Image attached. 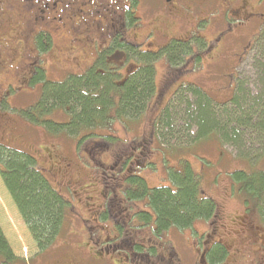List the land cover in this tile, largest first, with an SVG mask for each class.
Segmentation results:
<instances>
[{
    "label": "rangeland",
    "instance_id": "374dc122",
    "mask_svg": "<svg viewBox=\"0 0 264 264\" xmlns=\"http://www.w3.org/2000/svg\"><path fill=\"white\" fill-rule=\"evenodd\" d=\"M6 1L9 6L7 11L2 12L3 5H0V47L9 45L10 53L8 55L15 61L20 60L19 66L16 68L18 77H21L25 72L24 64L21 62L24 58L19 56L20 46L24 48L31 46L39 55L38 44L43 37H50V45L44 51L48 54L46 53L42 57L38 56L41 59L38 63L43 64L46 71L44 72L55 80L66 78L67 74L65 72L68 71L83 72L89 66L90 60H93L94 56L91 55L94 54V51L96 53V50L107 45L106 41L108 39L105 35L99 39L98 44L94 42L92 45H88V38L86 37L84 43L79 42L78 38L83 41L82 35L88 33L82 32L79 34V31L88 28L86 23L82 22L80 14L76 18L74 17V21L82 24L74 25V27L71 24L72 19L68 20L66 18L71 14L76 15L77 9L63 11L62 22L57 26L46 24L50 23L52 16L47 13L42 14L35 0H19L17 6L12 3L13 0ZM143 1L147 0H141V2ZM199 1L182 0L179 8L170 5L171 10L168 12L172 13L168 18L175 25L173 30L176 32L175 35L188 37L191 34L190 31L192 32L191 44L201 57L195 64V68L192 69L194 64L189 59V62L182 67L183 70L178 71L170 67L164 59L157 57V55L154 56L152 62L155 64V82L162 93L161 97H156L150 102L141 120L139 119L136 122L138 124L134 128L131 127L133 123L128 126L125 125V122H135L136 118L128 119L125 122L115 118L111 127L113 131L110 130V132H113L112 136L120 138V140L114 142L115 145H120L130 149V151L135 150L138 146L136 143L140 140L138 137L143 139L146 136L148 140L144 144L147 147H144L141 153L136 151L138 156L134 158V161L145 162L146 167L144 166L145 168L142 169L141 175L147 180L149 187L160 184L169 185L168 172L171 170L184 171L185 164L189 161L191 167L200 175L202 188L215 200L216 210L214 214L216 217L211 220L213 222L199 220L195 221L191 227L185 229L171 228L167 232L159 234L153 233L152 230L144 226L139 229L138 227L134 228L138 230L131 233L130 236H134L135 241L143 243V246L140 247L145 248L138 250L136 247L139 246L133 245L134 250H130L127 246H124L125 250L128 251V255H120L117 254L114 248H106L101 245L100 243L103 241L95 238L96 235L94 236L96 230V232L100 231L99 233L104 237L107 229L113 225L108 238L116 239L118 232L116 225L112 224V222L115 223L114 220L112 222L107 221L101 227L90 220L87 224L91 226V238L88 240L83 235L82 215H87L85 217L88 219V215L92 213L88 209L96 202L92 198H82L80 196L81 189L75 188V191H78L72 199L75 212L68 214L67 219L71 224L80 222V225L68 230V234L71 235L65 233L58 236L49 252L43 254L38 251L33 236L0 176V227L14 255L24 259V264H32V259H36L41 255H48L49 258L38 264H113V262L116 264H160L159 259H162V257L167 259V264H206V262L210 264L208 257L204 255V251L215 242L224 244L227 252H224L223 261L211 264H264V229L260 217L256 213L255 204L252 201L247 202L242 192L238 191L237 188L234 189L235 187L239 188V183L233 185L234 181L231 177V172L239 169L248 172L261 166L264 167V135L259 133L260 131L257 133L258 135L253 134L252 129L241 125V122L235 117L241 116V114L236 113V115H233L236 112L234 111L232 112L233 116L231 115L232 119H226L222 114L220 118L232 121L230 126L236 127L241 133V139H238L240 141L223 146L216 139L210 141H204L202 137L196 139L198 129L193 126L188 131L179 132L182 121L178 116L184 117V112L181 111L186 107V103L176 101V96L169 98L170 91L177 85L179 86L183 82L186 84L195 83V86L206 92L214 102L222 103L231 97L236 78L242 80L244 87L247 88L246 90L251 92L249 96H255L260 84V75L257 74L254 65V54L256 49L259 52L261 50L259 45L255 44L254 46L253 44L257 32L264 31V0H232L233 3L230 5L226 4L227 0H209L208 3L207 0L201 1L204 3ZM158 4L161 6V1L151 10L148 8L142 9L144 14L143 23L147 22L152 16L161 15L162 10L160 12V8H157ZM134 11H136V16L140 17V11L137 8H134ZM120 13L122 16H126L121 10ZM143 23L138 29L142 32V35L149 28V24ZM31 28L34 35H41L36 38L34 36L31 39L26 38L24 35L28 36L26 32L27 30L30 31ZM128 30L131 31L132 29L129 27ZM234 30L239 31V40L233 41L235 36L234 33L233 36L231 34ZM160 34L157 32V35L151 36L147 46L155 49L165 43L166 40L161 43L164 36ZM171 37L175 36L171 35ZM22 40H24V44L21 43ZM201 43L203 45L199 47ZM252 45L254 50L249 52ZM147 46H144V48L146 49ZM31 54L33 53L31 52ZM257 55L259 56V53ZM60 57L69 59L67 61ZM52 58L58 59L61 62V67H52L50 65ZM25 61L29 65L35 60L33 56L29 55L26 56ZM4 69L0 66V74L3 73ZM10 70L15 69L11 67ZM2 77L3 75H0V83L3 81ZM23 83V81H17V79L12 81V85L18 87L16 91L20 89L19 85ZM32 85V83H28L29 88L26 91L11 92L0 102V143L32 153L37 158L39 165H42V169L50 182L54 184L49 176L54 181L61 182L63 187L61 191L54 185L68 198L70 197L65 191V188L68 187L66 184L68 181L67 174H64L65 179H63L64 177L62 178L57 173L54 161L58 166L61 165L64 172L69 174L72 172L77 174V163L85 170L98 171V173L101 171L102 176L107 174L104 167L108 172H114L117 167L110 169L111 166H107L110 161L112 162L114 150L98 153L96 148L90 150L92 143L88 142V139L86 145H84L85 142L83 141L82 144L81 138L48 134L42 126L37 124L28 126L21 120L23 116L21 110L24 106L14 105H16L15 102H19L21 99L25 104L33 103L36 100L40 90L39 87L34 88L35 85ZM30 89L35 90V95L27 100L29 95L23 94H27ZM166 91H168L167 94ZM163 95L168 96L164 97ZM0 97H2L1 93ZM186 97L188 101L193 100L190 93ZM166 108L174 117L175 132H173V138H169V142L160 138L161 143H158L155 138L153 141L151 140L153 137L149 131L153 130V119L158 114L160 116L162 112L164 113ZM52 117L58 122L68 119L63 111L55 113ZM253 122H255V119ZM97 138V136H93L91 139L96 140ZM127 143L129 145H126ZM79 144L81 146L78 148ZM155 145L156 150H154ZM44 146L46 149L41 148ZM133 146L135 148H132ZM161 147L168 152H165ZM175 147L180 150L169 151V148L173 149ZM55 154L58 156L57 159L54 158ZM95 158L99 160L98 163ZM169 167L173 169L168 170ZM85 170H82V172H85ZM87 184L88 181L85 177L82 186L88 191ZM96 186L100 187L101 190L105 189L101 182H97ZM99 201L102 202L101 198L98 199ZM117 203L106 212L104 210L107 217L103 216L102 220H110V218L114 219L119 216L126 222L123 226L124 229L132 227L135 220L130 224L128 217L131 216L133 210L125 209L126 203H123V201L120 204ZM128 203L130 202L128 201ZM141 203L140 206L142 207L143 201ZM101 206L103 208V205ZM94 207L98 208V205ZM111 212L114 213V217H110ZM128 242L130 246V239H128ZM150 250H153V253ZM140 253L142 254L139 255ZM116 260L120 262L118 263Z\"/></svg>",
    "mask_w": 264,
    "mask_h": 264
},
{
    "label": "trees",
    "instance_id": "16d2710c",
    "mask_svg": "<svg viewBox=\"0 0 264 264\" xmlns=\"http://www.w3.org/2000/svg\"><path fill=\"white\" fill-rule=\"evenodd\" d=\"M132 1L134 4H132L131 10L133 11L134 8H137V1H139L138 5L141 3L139 8H148L149 10L156 7V4L161 1V6L158 4L157 8H160V12L161 10L162 13L164 12V0H158L157 2L156 0H149V2L148 0L143 2L141 0ZM201 1L199 2L204 3ZM208 2L209 0H207ZM140 12H143V10ZM162 13L161 15L163 16ZM140 16H142L141 13ZM167 19L166 17L165 20ZM138 22H140V18L136 16V11L129 12L121 28L123 30L129 27L132 28V25ZM173 30L174 28L171 32ZM171 32H167L166 29L161 32L160 35L164 36V40L161 42L166 41L157 48L158 51L152 52L143 50L137 43L126 42L127 39H125L124 34L117 33L108 46L99 48L96 53L94 51L96 58H98L83 72L68 71L65 72L67 74L66 78L55 80L51 79L41 68L37 70L39 72L30 81V83L35 85L34 88L39 87L40 90L36 100L29 104H25L22 101L23 99L15 102L16 105L14 106H24L21 110L23 115L21 120L26 125H40L45 128L48 134L81 138L82 144L85 142L84 145H86V140L88 139V142L92 143L90 150L96 148L98 153L114 150L112 162L110 161L107 166H111L110 169L117 167L114 172H108L106 167H104V171L107 174L102 176L98 171L85 170L76 162L78 166L76 169L77 174H74V172L69 174L64 172V170L57 172L62 178L64 174H67L66 177L69 182H71V179L74 180V186L69 188L67 185V188H65L70 197L68 198L60 192L63 188L61 182L54 181L46 172L59 191L47 178L42 165H39L37 158L32 153L0 143V176L18 212L33 236L40 253L47 254L58 236L65 233L68 234L70 228L74 229L80 225V222L71 224L67 219L68 214L75 212L72 199L78 192L72 190H75V187L81 189L80 196L86 199L88 197L87 192L100 189V187L96 186L97 182H101L104 186L103 188H105L102 190L103 192L105 191V196H97V199L101 198L102 202H98L95 197V201L99 205H103V208L101 213L95 217L88 215L87 219L85 217L87 215H82L83 235L88 240L91 238V226L87 224L90 220L93 223L96 222L99 227L107 223V221L112 222L114 220L115 223L112 222V224L116 225L118 232L116 239L108 238L113 225L107 229L104 237L101 236L100 231L96 232V230L94 231V236L96 235L95 238L103 241L100 243L101 245L106 248H114L117 254L119 253L120 255H128V251L125 250L124 246L129 247L128 239L135 241V237L130 236V234L143 226L152 230L153 233L159 234L167 232L171 228L185 229L191 227L195 221H211L216 217L214 214L216 210L215 200L202 188L200 175L191 167L189 161L186 162L184 171L171 170L173 169L172 167L168 168V170H171L168 172L169 185L160 184L149 187L147 180L141 175L142 169L146 167L145 162L134 161V158L138 156L137 152L141 153L144 147H147L144 144L148 140L146 136L143 139L138 137L140 139L136 142L138 146L136 148L133 146L132 148H135V150L130 151V149L120 145H115L114 142L120 140V138L112 136L113 132H110L115 118H119L122 122L136 118L135 122H125V125L128 126L133 123L131 127L134 128L138 124L136 122L139 119L141 120L150 102L156 97H161L162 93L155 82V64L152 62V60L154 61V56L157 55V57L164 59L170 67L178 71L180 69L183 70L182 67L189 62V59L192 60L194 65L191 68L194 69L195 64L201 59L199 52L195 51L194 46L191 44L193 39L191 31V34L189 33L190 36L178 37L179 39L175 38L176 36L172 38L171 35L173 34H170ZM155 35H157V32H155ZM263 40L264 31H260L257 33L253 44L254 46L255 44L259 45L261 50L259 52L256 49L254 54V65L257 74L259 73L260 75V84L255 96H249L251 92L247 91L243 81L237 78L234 82V90L231 97L222 103L214 102L206 92L195 86V83L186 84L183 82L170 91V99L176 96V101L186 103V107L181 111L184 112V117L178 116L182 121L179 132L188 131L193 126L198 129L197 136L199 138L196 137V139H200V137L204 138V141L216 139L223 146H226L235 141H240L238 140L239 138L241 139L239 130L234 126H230L232 121H226V119L230 120L233 115L238 113L241 116L235 117L241 122V125L252 129L253 134H257L260 131L259 133L264 135ZM49 45L50 37H43L38 44L40 49L39 57L47 53L44 51L48 49ZM121 45L126 50L124 51L126 58L130 59L128 70L126 67V69L122 70L119 67L121 64L111 58L116 53L115 50ZM202 45L203 43L199 47ZM253 45L250 47L249 52L254 50L252 49ZM257 53H259V56ZM107 55L109 57L106 62L105 57ZM124 71L127 73L121 74ZM187 92L190 93L193 100L188 101ZM34 93L35 90L31 89L27 94L23 95H29L27 100H30V98L34 97ZM167 93L168 91H166ZM163 96L166 97L168 95ZM164 110V113L162 112L160 116L158 114L153 119V130L149 131L153 137L151 140L153 141L155 138L158 143H161L160 138L169 142V138H173V132H175L174 117L171 116L170 111H167V108ZM59 111L65 112L68 119L62 122L56 121L52 116ZM232 112H234L233 115ZM221 114L226 119L222 120L220 118ZM254 119L255 122H253ZM93 136L98 138L96 140L91 139ZM126 145H129V143ZM157 145L159 146V144ZM80 146L81 144L78 145V148ZM41 148L46 149L45 146ZM154 148L156 150V145ZM162 149L168 152L165 148ZM174 150L180 149L176 147L173 149L169 148L170 152ZM95 161L99 162L96 158ZM82 170H85V172H82ZM85 177L88 181L87 192L82 186V183L85 182ZM231 177L234 181L233 185L239 183V188L235 187L234 189L236 190L237 188L238 191L242 192L247 202L252 201L255 204L256 213L260 217L264 229V167L261 166L248 172L239 169L231 172ZM121 201L126 203L125 209L133 210L128 219H130V224L135 220V224H132V227L128 229L123 228L126 222L119 216L114 219L110 218V220H102L106 210L114 206L116 202L120 204ZM142 201L143 206L141 207L140 203ZM114 216V213L112 214L111 212L110 217ZM137 227L138 229H134ZM134 248L130 250H134ZM142 248L145 247H136L138 250ZM150 251L153 253V250ZM224 252H227L224 244L215 242L210 248L205 249L204 255L208 257L210 264L213 262L218 263L223 261ZM47 256L41 255L36 259H32L31 263L44 262V259L47 260L49 258ZM16 262H18L17 264H24L25 260L14 255L0 227V264H14Z\"/></svg>",
    "mask_w": 264,
    "mask_h": 264
},
{
    "label": "flooded vegetation",
    "instance_id": "af4514ba",
    "mask_svg": "<svg viewBox=\"0 0 264 264\" xmlns=\"http://www.w3.org/2000/svg\"><path fill=\"white\" fill-rule=\"evenodd\" d=\"M164 12L162 13V15H158V16H152L150 19L147 20V23L149 24V28L148 30L143 33L140 32V30L138 31V29L141 27L142 23H143V19H144V14L142 12V16H140V22L135 23L134 25H132L133 27L131 28L133 30L130 31L128 29H122V25L126 20V17L128 16L129 12H134L133 10H131V7L133 6L132 4L133 1L132 0H35V2H37L38 4V9L40 8V12L43 14H50L52 16V19L50 21V23H46L49 25H59V23L62 22V12L68 9H77V13L75 14H71V16L66 17L68 20L72 19V26L74 27V25H80L82 23L80 22H76L74 21V19L76 17H78V15L80 14V19L82 20L83 23H86L87 25V29H85L84 31H79V34H81L82 32H88V33H84L82 35L81 38H83V41L81 39L78 38V40H80V43H84V38H88L87 39V44L88 45H92V43L99 41V39L105 35L107 36V41H106V46L109 45L110 41L114 39V37L117 35V33H122L125 36L126 42H131V43H138V45H143V46H147L150 40L149 38L155 34V32H163L164 29L167 30V32H171V30L174 28V24L172 23V21L168 18V16L170 15V5L174 6V7H180V3L182 2V0H175V2L173 3L174 0H164ZM197 1V0H196ZM6 0H0V5H3L2 12L3 11H7L9 9V6L6 3ZM19 0H13L12 3L14 5H18ZM149 2V0H148ZM139 1L136 2L137 4V9H139V11H142L141 8H139L138 5ZM232 0H227L226 4L230 5L232 4ZM256 4H258V2H256ZM171 6V7H172ZM228 8V7H227ZM145 9V8H144ZM120 10L123 11V13L126 14V16H122V12L120 13ZM7 14V13H5ZM165 16V17H164ZM75 17V18H74ZM168 18L167 20H165V18ZM66 23V21H65ZM143 23V24H144ZM20 25V24H19ZM167 26V27H166ZM27 28V27H26ZM41 30V29H40ZM45 30V29H43ZM38 31V30H37ZM35 31V32H37ZM66 31V29H65ZM172 31L170 34H173L174 36H176L175 32ZM28 34V36L25 34L24 36H26V38L31 39L33 36L34 38H36L37 36L41 35H34L33 33V29L31 28L30 31L27 30L26 32ZM234 33V38L233 41L235 40H239V31L234 30V32H232V36ZM79 37V36H78ZM93 41V42H90ZM22 44H24V40L21 41ZM9 45H3L2 47H0V66H2L4 69L3 73L0 75H3V81L0 83V93L1 96L0 97V102L3 101V99L5 98V96H7L8 94H10L11 92H15L16 89H18V87H14L12 85V81L14 79H17V81H23V84L19 85V90L22 91H26L29 86L28 83L30 84V81L33 79V77L35 76V74L40 70V68L45 71L43 64H39L38 61L41 60L38 58V54L35 52V49L33 47H22L20 46V51H19V56L20 58H24V60H22L21 62H23L24 64V73L21 77L17 76V67L19 66V61H15L14 59H12V57H10L8 54L9 49H8ZM150 47V46H147ZM91 48V47H90ZM124 46H119V48L117 50H115V54H113V56L111 58H113L115 60V62L120 63L121 66H119L122 70L129 69L130 67V59L126 58V53L123 49ZM123 49V51H122ZM146 51H151L150 49H144ZM31 52L33 54H31ZM33 56L34 60L33 62L29 63V65L26 63V56ZM93 57V60H90L89 65L93 64L96 59V54H92L91 55ZM210 56H212L210 54ZM109 56L107 55L105 57V61L107 62V58ZM19 58V59H20ZM61 58V57H60ZM63 60H67L69 58H61ZM15 61V62H14ZM68 61V60H67ZM50 65L56 66V67H61V62L58 59H53L50 63ZM11 67L15 70H10ZM49 67V64H48ZM126 67V68H125ZM132 67V66H131ZM126 70V71H127ZM121 72V74H126L127 72ZM46 72V71H45ZM12 80V81H11ZM4 84V85H2ZM26 86V87H24ZM33 86V85H32ZM34 87V86H33ZM17 90V91H19ZM31 90V89H30ZM16 91V92H17ZM54 158H58V156L55 154ZM55 166H56V170L58 172L63 171L61 165L58 166L56 164V162L54 161ZM101 174V173H99ZM71 182H67L66 184L68 185L69 188H71L72 186H74V180H70ZM76 188V187H75ZM74 192H78L75 190H72ZM87 192V190H85ZM85 192V193H86ZM88 197H86V199H94L99 195L100 197L105 196V191L103 192L101 189L98 190H90L89 192H87ZM93 194V195H92ZM80 200V199H79ZM97 201H95L96 203L93 206H90L88 211H92L90 215V217H95L97 215H99L101 213V209L102 206L97 204ZM98 205V208H95L94 206ZM133 245H139V246H143V243L138 242V241H131V245L128 247V249H133ZM169 253V252H168ZM160 260V264H167V259H164L162 257V259ZM118 261V260H116ZM120 261H118L119 263ZM113 264H116L113 262Z\"/></svg>",
    "mask_w": 264,
    "mask_h": 264
}]
</instances>
